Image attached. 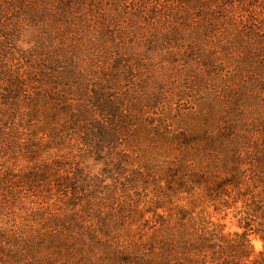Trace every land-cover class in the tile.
Returning <instances> with one entry per match:
<instances>
[{
	"label": "trees",
	"instance_id": "obj_1",
	"mask_svg": "<svg viewBox=\"0 0 264 264\" xmlns=\"http://www.w3.org/2000/svg\"><path fill=\"white\" fill-rule=\"evenodd\" d=\"M27 2L30 0H21L23 10L27 9ZM55 2L56 4H53L50 0L49 6L43 2L38 9L33 7L28 14L29 18L34 22L56 28L61 37L64 35L62 33L71 31H76V35L84 31L91 32L90 28L93 25L94 30L100 31L99 38L104 39L111 35L126 41L122 46L116 44L118 52L113 53L111 49L101 46L105 40L98 42L88 40L89 43L81 40L83 37L76 40L86 44L88 49L105 50L104 56L94 55L95 62H100L99 69L86 70L83 66L77 67L72 57L64 60L61 55L55 54L54 56L44 54L38 60H26L28 64L31 62L36 64L38 85L28 86L27 81L30 79L23 75L18 80H12L7 87L0 88V138H3V141L9 140V136L18 130L15 122L25 119L28 126L26 129L30 130L35 141L30 146V152L34 151L32 147H36L39 154L41 147L39 149L38 128L33 122L44 123V117H50L51 120L54 116L55 119L59 118V115L70 107V101L65 97L68 94L83 98L84 101L93 103L99 110L98 115L107 117L109 123L104 125L99 116L97 120H89L86 115L81 119L71 114V126L63 127L64 130L59 128L55 129L56 132L55 130L47 132L50 134L52 146L45 144L46 150L56 148L60 151V143L65 140L63 134L71 130L74 135L82 137V144L87 151L82 157H90L89 159L97 163H105L103 172L107 174L106 170H109L110 163L106 162L114 159L118 147L132 146L126 155L132 169L125 168L124 176L120 177L116 184L119 190L116 201L120 202L118 210L133 214V210L142 209V220L146 212H155L157 208L162 209L163 214L154 217L156 231L148 223L144 224L146 229L151 231L147 233L148 239H139L141 241L138 243L133 240L127 244L124 242L120 244V233L119 246L114 245L115 242L110 236H100L98 233L86 236L83 232L74 234L67 231L69 226L66 225L63 226L65 236L68 235L71 240L66 243L61 242L60 239L63 237L60 235L56 236L53 243H45L41 241L42 238L38 241L37 233L34 242H21L19 235L14 236L13 241L7 238L6 229L0 227V264H6L10 258L17 264H53L59 256L65 258V264L70 262H72L70 264H264V105L259 106L262 108V113L259 114V108L249 111L248 115L238 109L242 98L249 101L255 96L251 88L256 90L258 86L264 85V0H55ZM139 40H147L148 51L154 48L159 50V46L165 50L164 56L168 55L170 58L162 59L172 63L173 69L168 70L167 65L162 64L157 71L164 76L166 82L168 79L175 80L169 76L171 73L187 75L181 80L186 89H179L174 94L171 92V96H167L162 78L154 87L155 93L150 96L145 97L142 90L139 96L137 90L132 89L122 97V90L127 86L125 84L122 86L121 81H118L121 75L118 72L124 69L125 79L129 78L125 82L133 86L136 84L134 70L127 64L129 62L124 59V55L140 56ZM214 40H224V43L220 46ZM6 43L7 40H0V68H6L3 74H10L14 71L9 67L11 65L6 64L9 60ZM127 43L135 45V48H128ZM59 48L61 51L64 50L62 47ZM102 50L99 49L100 52ZM75 59L78 57L75 56ZM237 59L240 60L239 66L235 64ZM27 63L19 61L15 68L18 69L19 64H24L25 68ZM91 75H95L96 78H91ZM192 76H195V82L190 80ZM222 76L224 79L218 80ZM59 79L63 90L59 89ZM217 81L225 82L223 86L226 91L225 103L230 104L233 100L237 102L234 104L238 107L234 109L235 115L218 121L214 129L203 124L206 129L201 130L202 125L199 122L210 117L199 103L197 114H193L195 117L192 121L184 122L183 119H179L175 122L173 135H170L173 126L166 120L155 125L150 123L152 126L145 131L146 135L156 139L152 142L157 146L152 150L157 152V156L155 160L149 158L146 160L142 150L145 148L143 141H135L137 138L130 135L133 134L130 132V122L133 126L140 123L139 117L145 110L142 108L148 107L159 111V108L164 106V103H170L173 97L181 98L186 91L191 90L195 95ZM26 88L35 92L26 97L28 94ZM66 89H71L72 92ZM12 105L19 108L17 116L10 113H16L17 110ZM132 105L138 108L132 110L134 113L121 111L123 106L130 110ZM24 107L28 109L26 113H22L26 111ZM211 116L219 117L218 114ZM122 119H129L126 127H123ZM161 127H165L164 132L160 131ZM123 130L129 134L128 138H122ZM151 130L153 133H150ZM12 143L15 146L16 142ZM166 147L172 152L178 150L179 153L174 162L169 160L163 175L160 173L157 175L158 183L171 184L170 188H163H167L166 192L172 193L176 185V168L188 165L197 172L191 170L190 179L179 180L183 192L195 193L203 184L208 183V186L203 188L211 195L210 198L215 201L222 200V205H225L224 197L229 196V190L236 189V201L243 202L242 209L247 215L240 214L239 227L243 228L240 233L231 236L217 231L211 233L215 236L207 238L203 233H197L203 231L202 229L191 227L190 230L195 231L198 238L190 242L182 241V251L175 248L178 242L174 240L176 235L180 236L181 232L187 231L186 220L189 215L187 209L177 213L176 210L179 208L172 203L173 208L164 210L161 202H151L157 200L156 198L148 199L149 195L155 197L148 189L150 177L151 179L153 177L151 170L157 167L160 153L165 157L163 150ZM70 154L71 152L68 153ZM212 154L215 157L209 160ZM60 158L62 159V156ZM114 164L116 165V162ZM8 174L10 173L4 170L0 163V196L5 195ZM73 174L75 175L73 180L68 178L58 180V187L70 186L73 193L82 189L84 196L75 195L76 201L72 203L71 210L79 203L81 212H87L90 205L88 198L100 191L99 187L103 189V186L93 184V178L83 177L78 168ZM246 178L251 179L252 183L245 188L237 186L239 180ZM79 181L86 184V187L79 186L81 184ZM99 182L102 183L103 178L99 179ZM6 192L9 193V190L6 189ZM167 197L171 199L172 195L168 194ZM1 215H4V206L0 202ZM70 216L73 220L78 219ZM0 222L4 220L0 219ZM162 232L164 233L161 234ZM251 235L259 237L263 243L262 250L256 256H253ZM16 241L24 252L18 249L20 247L9 245ZM102 241L104 243H101ZM36 245L40 250L34 255ZM98 245L105 253L96 254L95 248H98ZM98 261L100 263H97Z\"/></svg>",
	"mask_w": 264,
	"mask_h": 264
},
{
	"label": "rangeland",
	"instance_id": "obj_2",
	"mask_svg": "<svg viewBox=\"0 0 264 264\" xmlns=\"http://www.w3.org/2000/svg\"><path fill=\"white\" fill-rule=\"evenodd\" d=\"M49 1L43 2L45 5L49 6ZM43 2L40 0H30V2H27L26 4L27 9L23 10L20 5L21 0H0V40H7L5 45H7V51L9 52V60L6 64L8 66L11 65L9 67L14 71L10 74H3L2 72H6V68H0V88L7 87L12 80H18L20 77H23V75L28 76L30 79L27 81L28 86L32 84L38 85L36 64L35 62H31L32 66L29 68L31 63L28 64L26 60H38L43 57L44 54H55V56L61 55L64 60L72 57L77 67L83 66L86 70L89 68L99 69V66L101 67L100 62L97 63L94 59L97 54L104 56L103 53L105 50H102V48L88 49L87 45L83 44V42H76L80 37H83L81 40L86 43H89L88 40H92L93 42L105 40V43L101 46L111 49L113 53L118 52L116 44L122 46L124 41H126L111 37V35L104 39L99 38L100 31L94 30L93 25H91L90 28L91 32H78L81 34L76 35V31H71L69 33H62L64 35L61 37V34H59L56 28L48 26L47 24L34 22L29 18L28 14L33 10V7L38 9ZM51 3L56 4L55 0H51ZM220 14L222 15V13ZM229 37L231 38L232 36L229 35ZM139 41L141 46L139 48L141 51L140 56L124 55V59L129 62L127 64H129L134 70L133 75L134 79H136V84L133 86L132 84L125 82L129 78L125 79L124 69H121V71L118 72V74H121L118 81H121L122 86H124V84L127 86L122 90V97H125L132 89L137 90L139 96H141V90L145 97L150 96L155 93L154 87L156 86V83L162 80V78L163 83L166 85L167 96H171V92L174 94L179 89H186V86H183L184 83L182 84L181 80L186 78L187 75L171 73L169 76L175 78V80L168 79L166 82L164 76L157 71L161 68L162 64H166L168 70L173 69L172 63L170 64V62L162 59L170 58L168 55L164 56L165 50L159 46V50L154 48L152 51H148L149 45L147 44V40ZM214 41L219 43L220 46L224 43V40ZM59 47H62L64 50L61 51ZM127 47L134 49L135 45H129L127 43ZM99 49H101L102 52H100ZM75 56L78 57L77 60L75 59ZM19 61L27 63V65L25 64L27 67L24 68V64H19L18 69H16L15 65L19 63ZM239 61V59L235 61L237 66L240 64ZM17 73L20 75H16ZM91 78L95 79L96 77L95 75H91ZM220 79L223 80L224 76L218 80ZM190 80L195 82V76H192ZM58 81V85H60L61 79ZM236 81H238V78H236ZM224 84L225 82L222 81L213 82L209 85V88H205V90L195 95H193V90L189 92L186 91V94L181 98L173 97V100H170V103H164V106L159 108V111L143 107L142 109L145 110L141 117H139L140 123L133 126L130 122V132H133V134L130 135L133 138H137L135 141H143L142 144L145 148L142 150L144 151L143 155L146 156V160H148V158L150 160H155L157 152L153 151L152 148H156L157 145L152 142L156 139L150 135H146L147 131H145V129H149V127L152 126L151 124L155 125L160 121L163 122L166 120L171 126H173L170 129L172 132L170 135H173L176 128L175 122L179 119H183L184 122L192 121V118L195 117L193 114H197L196 110L199 108V103L204 109V112L210 117L208 120L199 122V124L202 125L201 130L206 129L203 124L214 129L218 124V121L225 119V117H233L235 115L234 109H237L238 107H240L238 109L244 111L246 115H248L249 111L254 108H259L258 114L262 113V108L259 106L264 105V85L258 86L256 88L257 91L253 88L250 89L252 94L259 99L253 96L249 101H245L242 98L237 107V105L234 106V104L237 103L234 100L230 102L231 105L225 103L224 97H226V91L223 89ZM165 88H163V90ZM59 89L63 90L61 85L59 86ZM26 90H28V94L25 95L26 97L29 95L31 96L35 92L30 88H26ZM66 90H70V93L72 92L71 89ZM63 95L66 94L63 93ZM90 95L92 96L93 94ZM65 97L66 100L70 101V107L62 112L59 115V118L55 119L56 116H54L51 120L50 117H44V123L33 122L38 128L39 149L41 147V152H39V154L36 147H32L34 148V151L32 153L30 152V146H32L35 141H33L31 137L30 130L26 129L28 126L25 119L15 122L18 130L15 134L9 136V140L3 141V138H0V163L4 170L10 173L7 175L6 184L8 186L5 187V195L0 196V202L2 203V206H4V215H1L0 217L3 218L0 219H3L4 222H6H0V227L6 229L7 238L15 241L14 236L19 235L22 239L21 242H34L36 240L35 234L37 233L38 241L42 238L41 241H44L45 243H53L55 242L54 240L56 236L60 235L63 237L60 239L61 242L66 243L71 240L68 235L65 236L66 231L63 227L65 225L69 226L67 231H71L74 234L83 232L86 236L87 234L90 236L92 233H98L100 236H110L113 242H115V246H119L122 242L127 244V242L129 243L134 240V242L138 243L141 241L139 239H148L147 233L151 231L147 230V227L144 224L148 223L152 229L156 231L154 217L158 214H163V210H158L157 208L155 212H146L144 220H142V209L133 210V214L122 213L118 210L120 202L116 201V197H118L117 195L119 193L116 184L119 182L120 177L124 176L123 172L125 171V168L126 170L132 169V165H130L126 158V155L131 151L132 148L130 147L132 146L128 147L127 145H122L120 148L118 147L117 153H115L117 155L114 157L115 159L119 156L118 159H112L106 162L110 163L109 170H106L108 172L107 174L103 172V169L105 170V163H97L95 160L89 159L90 157H82V155L87 152L82 144V137L80 135H74L71 133V130H68L63 134L65 140L63 143H60V151L56 148L46 150L44 147L45 144L52 146V143L50 142V134L47 133L48 131L53 132V130L59 128L64 130L63 127L71 126V114H74L81 119H83V115H86L89 120H97V116H99V110L93 103L84 101L83 98L80 99L73 94H68ZM78 101L84 102L79 103ZM24 108L26 111L22 113L28 111L26 107ZM18 109L19 108H17V110ZM17 110L15 111L16 113H10H13V116H17V113L19 112V110ZM132 110H138V108L135 105H132L129 110V108L123 106L121 111H124V113L130 111L128 113H131ZM53 112L55 113L54 110ZM91 113L93 114L90 115ZM132 113H134V111H132ZM211 114H218L219 117H213ZM99 117L104 125L109 123L108 118L104 115ZM128 120L122 119L123 127H126ZM139 127L142 129L140 130ZM164 128L165 127H161L159 129L164 132ZM150 133H153V131L151 130ZM122 134H124L122 135V138H128L127 136L129 134L126 130H123ZM12 141L16 142L15 146H13ZM158 146L160 147L161 145L158 144ZM65 147L67 148L65 149ZM163 151L166 158L159 152L160 156L156 163L158 165L154 170H151L153 172V177L152 179L150 177L151 183L148 186V189L155 197L149 195L148 199L151 200V198H156L157 200H152L151 202H161V206H163L164 210H168L169 207L173 208L172 203L179 208L176 210L177 213L184 211L185 208L187 209L186 211L189 213L186 220L187 231L181 232L180 236L176 235L174 240H178V242L175 248L182 251V241L190 242L198 238L194 233L195 231L190 230L191 227L202 229L203 231H198L197 233H203L204 237L207 238H212L214 234L211 233H216L217 231L231 236H234L235 233H240L243 228L239 227V225H241L239 220L241 217L240 214H244V210L242 209L244 204L241 201H236L237 190H229V196L226 198L224 197L226 201L225 205H222V200L215 201L210 198L211 195L205 188H203L207 187L208 183L203 184V186L200 187L201 189H197L195 193L183 192L179 180L190 179L191 170L196 171L193 168L191 169L190 166L184 165L176 168V185L175 188L171 186L173 188L172 193L166 192L171 184L167 185L165 182L162 184L158 183L157 175L159 173L161 176L163 175L162 173L164 172V169L167 168L169 160L174 162L178 157L179 152L178 150L172 152L169 147H166ZM70 152L71 154L68 155ZM202 154L205 156L204 152ZM60 156H62V159ZM214 157L215 156L212 154L211 157H209V160H212V158L214 159ZM59 159L61 160L59 161ZM114 162H116V165ZM77 168L80 169L83 177L88 179L93 178V184L103 186V189H100L99 187L100 191H97L88 198L90 205L87 212H81V206L79 203L75 204L73 210H71L72 203L76 201L75 195L77 196L81 194L84 196V194H82V189H78L73 193L70 186L66 187L64 185L61 186V188L58 187V180H64L65 178L73 180L75 176L73 173L74 171H77ZM101 178H103L102 183L99 182V179ZM79 182L81 183L79 186L82 185L83 187H86V184H82V181ZM251 183V179H241L237 186L245 188L246 185ZM158 185H160L161 188ZM231 188L233 187H230V189ZM6 189L9 190V193L6 192ZM162 191L167 194L161 193ZM168 194L172 195L171 199L167 197ZM160 197L161 199H159ZM70 215H73L78 219L73 220ZM244 216L247 215L244 214ZM120 233L121 240L119 244L118 235ZM99 235L97 236L100 237ZM251 239L254 247L253 256H256V254L262 250L263 243L259 237L253 235H251ZM101 243L104 242L102 241ZM9 245L14 246L15 248L20 247L18 249L24 252L21 250V245L17 241ZM100 245H98V248H95L97 255L105 253L102 251L103 249H100ZM114 248L117 249L118 247ZM39 250L40 247L36 245L34 248V255H36L35 253ZM6 262V264H17L11 258ZM65 263V258L62 256H59L57 260L53 261V264ZM97 263H100V261Z\"/></svg>",
	"mask_w": 264,
	"mask_h": 264
}]
</instances>
